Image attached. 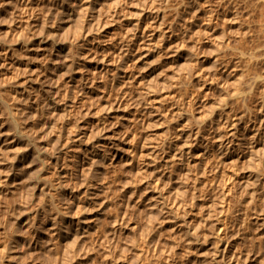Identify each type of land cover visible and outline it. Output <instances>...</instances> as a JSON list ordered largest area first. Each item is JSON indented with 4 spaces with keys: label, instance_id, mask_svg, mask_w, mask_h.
<instances>
[{
    "label": "rangeland",
    "instance_id": "obj_1",
    "mask_svg": "<svg viewBox=\"0 0 264 264\" xmlns=\"http://www.w3.org/2000/svg\"><path fill=\"white\" fill-rule=\"evenodd\" d=\"M222 1L0 0V264H264L263 4Z\"/></svg>",
    "mask_w": 264,
    "mask_h": 264
},
{
    "label": "bare ground",
    "instance_id": "obj_2",
    "mask_svg": "<svg viewBox=\"0 0 264 264\" xmlns=\"http://www.w3.org/2000/svg\"><path fill=\"white\" fill-rule=\"evenodd\" d=\"M240 1L241 0H231L230 2L234 3L233 6L234 5L235 6L236 5H239L240 6ZM257 1L258 2H261L263 5L261 7L257 6V8H255L256 7L255 6L254 7L255 9H253V10H252V7L250 9L252 11H250L251 13H250V15H248V18H250L249 23L251 22L250 23L251 24V27H249V29L247 31L248 33L246 32L247 35L249 34L248 36H250V39H249L250 40L249 41V43H250L249 44V50L247 52H245V53L242 52V53H244L243 56L244 55L247 56L246 62L248 64V69H249V72H250V81L251 82H249V87H248V93L249 94L246 96V95H241V92H238L237 93V95H241L240 98H241L242 102L245 103V105L248 103V101H249V104L251 102V105L250 106H251V110H252L251 112L253 113L252 115H254V120L257 119V121H259L258 118H257L258 114H260V113L263 114L262 115L263 118H261L260 125L257 126V127L254 125L255 134L253 135V138L255 140H252V142L253 141L254 142H257L258 141L259 142L261 140L264 141V133H263L262 137L260 138L261 128H263V130H264V68L260 67V64L263 65V63H264V0H257ZM223 2H224V0L221 3H223ZM221 3L219 5H221ZM210 21H211V19H210ZM242 40H243V37H242ZM258 92L260 93L259 94L260 95V98H259V102L256 103L257 100H258V98H257V93ZM246 128H247V126H246ZM250 138H252V137H250ZM229 142H232V140L229 141ZM263 144H264V142H263ZM221 145H223V143H221L220 146ZM224 146H222V147H224ZM226 147H227V145H226ZM263 147H264V145H263ZM261 148H262V146H261ZM227 150H229V147L227 148ZM260 150H264V149H260ZM262 155H264V154H262ZM260 163H262V162H260ZM260 163H258V164L261 165ZM257 170H258V168H257ZM259 170H261L260 167H259ZM253 192H255V191H253ZM229 195H231V194H229ZM254 198H255V196H253V198H252L253 201H254ZM255 201H256V199H255ZM253 203L255 205L257 204L255 202H253ZM226 205H229V203L226 204ZM226 213L227 212H224L223 215L226 214ZM226 216L227 215H225V217ZM221 221H222V219H221ZM222 222H223V224L221 225V227L220 228L218 227L219 228V234H218L217 237H218V240L220 239L219 241H224V240H227L229 238V234H228L229 233L228 232L229 225H228L227 218H225ZM218 228H217V230H218Z\"/></svg>",
    "mask_w": 264,
    "mask_h": 264
}]
</instances>
